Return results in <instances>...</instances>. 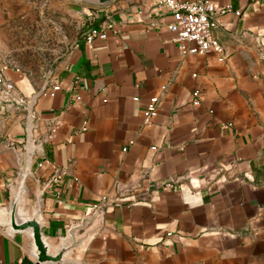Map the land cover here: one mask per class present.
I'll use <instances>...</instances> for the list:
<instances>
[{"label": "crops", "instance_id": "crops-1", "mask_svg": "<svg viewBox=\"0 0 264 264\" xmlns=\"http://www.w3.org/2000/svg\"><path fill=\"white\" fill-rule=\"evenodd\" d=\"M156 1L64 0L76 44L47 80L9 72L26 105L36 97L20 208L37 209L52 252L74 230L57 264H264V0H211L232 8L216 16L222 62L182 54ZM107 19L106 39L85 43ZM25 108L0 116V264L36 263L27 233L6 226Z\"/></svg>", "mask_w": 264, "mask_h": 264}, {"label": "rangeland", "instance_id": "rangeland-1", "mask_svg": "<svg viewBox=\"0 0 264 264\" xmlns=\"http://www.w3.org/2000/svg\"><path fill=\"white\" fill-rule=\"evenodd\" d=\"M63 1L0 0V54L11 71L36 83L47 80L79 40V20Z\"/></svg>", "mask_w": 264, "mask_h": 264}, {"label": "built area", "instance_id": "built-area-1", "mask_svg": "<svg viewBox=\"0 0 264 264\" xmlns=\"http://www.w3.org/2000/svg\"><path fill=\"white\" fill-rule=\"evenodd\" d=\"M166 7L172 16V22L168 29L175 35L182 54L206 55L212 53L218 61L226 59L224 49L214 37L217 28L216 16L232 12L230 5L219 6L211 0H157L156 9ZM239 15L238 11L234 12ZM114 25L109 19L98 27H91L84 34L85 43H91L95 39H106V32L113 29ZM12 65L10 60L0 54V116L7 113L8 108H27L26 102L16 93L13 81L9 77ZM58 87H53L57 90ZM164 90V88L162 89ZM202 99L199 91L193 92V105H198ZM159 99H149L143 110L145 119H153L157 115ZM25 108V109H26ZM59 179L56 177L55 180ZM104 200V199H103ZM93 208L96 210L97 205Z\"/></svg>", "mask_w": 264, "mask_h": 264}, {"label": "water", "instance_id": "water-1", "mask_svg": "<svg viewBox=\"0 0 264 264\" xmlns=\"http://www.w3.org/2000/svg\"><path fill=\"white\" fill-rule=\"evenodd\" d=\"M91 2L98 5H104L109 0H82ZM36 97H33L28 103L26 108L27 113V126H26V139H25V159L20 173L15 190L13 191L11 202L9 205L6 226L12 234L28 233L32 241V255L36 259L35 264H57L64 261L65 255L77 245L74 237V230L69 231V237L64 239L61 245L54 251H51V245L43 237L40 230V221L37 218V209L31 215L24 213L20 208V199L24 192L25 182L29 175L31 166V159L34 149L31 147V119L32 108L35 103Z\"/></svg>", "mask_w": 264, "mask_h": 264}, {"label": "trees", "instance_id": "trees-1", "mask_svg": "<svg viewBox=\"0 0 264 264\" xmlns=\"http://www.w3.org/2000/svg\"><path fill=\"white\" fill-rule=\"evenodd\" d=\"M23 264H29V262L28 261H24Z\"/></svg>", "mask_w": 264, "mask_h": 264}, {"label": "bare ground", "instance_id": "bare-ground-1", "mask_svg": "<svg viewBox=\"0 0 264 264\" xmlns=\"http://www.w3.org/2000/svg\"><path fill=\"white\" fill-rule=\"evenodd\" d=\"M27 235H28V233H27ZM29 236V235H28Z\"/></svg>", "mask_w": 264, "mask_h": 264}]
</instances>
